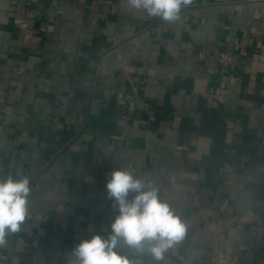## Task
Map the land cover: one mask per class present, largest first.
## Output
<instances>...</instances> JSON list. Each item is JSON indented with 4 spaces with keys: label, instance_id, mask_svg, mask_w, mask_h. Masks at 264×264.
<instances>
[{
    "label": "crops",
    "instance_id": "0c3cea01",
    "mask_svg": "<svg viewBox=\"0 0 264 264\" xmlns=\"http://www.w3.org/2000/svg\"><path fill=\"white\" fill-rule=\"evenodd\" d=\"M221 51L231 66L218 64ZM111 91L137 103L119 105ZM229 163L234 172L219 174ZM128 165L144 166L186 221L161 264L172 254L256 264L264 0H191L171 23L127 11L126 0H0V171L22 170L32 188L0 264H66L81 240L107 234L117 213L106 182Z\"/></svg>",
    "mask_w": 264,
    "mask_h": 264
},
{
    "label": "clouds",
    "instance_id": "9594fccd",
    "mask_svg": "<svg viewBox=\"0 0 264 264\" xmlns=\"http://www.w3.org/2000/svg\"><path fill=\"white\" fill-rule=\"evenodd\" d=\"M191 0H126L127 11L176 21ZM29 177L20 169L0 171V246L20 231L30 214ZM106 195L117 213L107 234H92L68 253L66 264H161L165 254L184 240L187 224L161 198L160 188L145 182L131 165L109 173Z\"/></svg>",
    "mask_w": 264,
    "mask_h": 264
},
{
    "label": "built area",
    "instance_id": "2783aa9c",
    "mask_svg": "<svg viewBox=\"0 0 264 264\" xmlns=\"http://www.w3.org/2000/svg\"><path fill=\"white\" fill-rule=\"evenodd\" d=\"M26 27L25 24H21L20 28L24 29ZM217 62L218 64H221L223 67H229L232 65L233 62V57L231 53L227 51H221L217 55ZM110 96L114 99V101L119 104L123 105L127 108L132 106L133 104L137 103V98L134 95L131 94H126L123 92H117V91H111ZM141 106L144 108L146 107V103L144 101L139 102ZM131 117V114L128 113L125 116H122V119L124 120H129ZM235 170V166L232 163L229 164H224L221 166L218 170L219 174H232ZM136 173L138 176H141L144 178L145 182H150L148 178V174L145 170L144 166H138L135 169ZM187 220L193 224H198L199 223V218L196 217H188ZM172 259L166 262L165 264H182V258L178 256L177 254H172ZM256 264H264V248H262L259 258L256 261Z\"/></svg>",
    "mask_w": 264,
    "mask_h": 264
}]
</instances>
